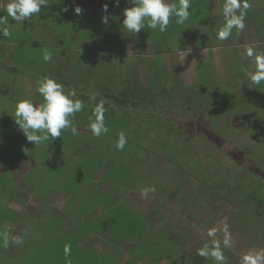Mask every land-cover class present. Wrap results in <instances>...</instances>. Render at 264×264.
Segmentation results:
<instances>
[{
	"label": "rangeland",
	"instance_id": "obj_1",
	"mask_svg": "<svg viewBox=\"0 0 264 264\" xmlns=\"http://www.w3.org/2000/svg\"><path fill=\"white\" fill-rule=\"evenodd\" d=\"M6 2L0 0V16L9 20L11 38H2L0 48L9 46V51L15 52L21 59L16 64L23 66L26 72L29 68L38 71L43 52L36 41L46 36L55 47L62 45L70 48L65 58L66 68L59 74L69 84H74V77L82 72L83 83L103 86L115 94L127 85V81L132 85L130 88L134 87L136 96L144 93L137 89V81L143 87L157 81L165 89L175 87L164 81V72L153 73L147 67L148 61H145L144 69H135V65H138L136 60L139 59L134 58L138 56V46L125 38L119 39L118 36L111 40L105 35L107 38L100 40L108 54L103 50L97 51L96 38H87V34L94 35L96 21L97 25L100 24L98 18L104 14L102 0H49L50 9H42L39 16L24 24L11 21L3 12ZM105 3L111 9V2L105 0ZM76 5L83 8L81 15L74 13ZM66 6L68 12L63 11ZM117 9L120 11V7ZM107 15L109 24L116 22L112 9L111 14L108 10ZM63 20L66 26H71V30L81 36L70 33V28L64 35L52 29L63 24ZM116 29L113 26L111 30ZM72 39H75L73 44ZM262 43L261 48L264 46ZM252 46L256 47V44ZM119 52L131 57L128 67L118 71L114 65L116 59L127 63L125 57H119L122 56ZM241 55L231 60L225 81L214 80L208 87H203L202 83L194 85L188 96L191 104L186 98L176 101L162 94L148 95L124 115L122 112L120 116L113 113L115 121H110L109 132L99 138L87 131L85 121H80V118H85L80 112L74 120L79 129L78 135L65 130L62 137L49 139L39 146L28 142L14 121L17 100L25 97L40 100L36 93L37 80L32 79L35 73L32 77L22 72L18 77L8 75L9 79L12 78L10 86L9 82L3 85L1 75L4 74L0 70V232L7 229L11 235L20 236L23 240L20 245L12 244L4 248L0 239V264H109L107 255L115 251L112 241L124 251L122 258L125 260L117 264H176L175 258L177 262L185 260V256L192 259L190 257L197 254L198 248L205 243L211 244L213 238L206 235L208 229L216 228V239L222 241L225 222L233 236L231 247L224 248L228 264H242L241 258L245 253L264 249V196L250 197L249 201L246 199V209L242 202L245 197L240 195L245 185L256 194L264 192V82L256 85L248 79L246 73L255 71V57L250 58L245 52ZM82 57L96 63H107L100 62L97 70L93 68L95 73L90 74L92 71L86 72L85 67L83 70L78 61L74 63V60ZM159 58L161 67L165 58L169 68L173 66L176 69L178 63L188 66L180 55L169 54L168 57ZM154 59L156 57L151 56L149 62L152 64ZM1 60V66H5ZM127 70L130 71L126 77ZM120 74L122 79L119 78ZM210 76L216 74L210 73ZM108 79L111 82L106 84L105 80L108 82ZM78 82L68 87L81 93V88H77L81 85ZM14 84L15 87H12ZM20 85L25 86L26 93L31 92V95H26ZM8 88L12 91L6 90ZM197 90L201 96L203 93L208 98L211 112L216 116L212 117L215 121L228 116L237 119L230 124L228 137L224 127L226 124L213 125V122L206 120V101L202 103L199 95L197 100L190 99ZM98 96L106 100L101 93ZM95 101L97 98H92L90 104L93 105ZM104 106L108 109L107 105ZM245 107L253 109L257 118H263V121L252 119L245 123L248 113L242 112L239 116L230 114L232 109L245 111ZM235 129L241 130L237 136L233 135ZM120 132L127 137L123 151L116 148ZM247 134L259 137L254 136L251 142ZM246 143L252 151L246 150ZM254 148L258 152H253ZM24 149H27L26 152ZM259 152L262 154L260 162L256 160ZM237 184L241 186V191ZM146 187L154 188L155 192L150 191L147 197L142 196L141 190ZM107 202L109 207L104 206ZM96 206L97 217L103 219L95 222V226H83L85 222L82 217L90 216ZM125 210L134 212L132 217L141 215L146 219L147 223L141 227L142 232L159 231L157 239H152L150 243L157 242L164 246L162 249L165 251L151 247L145 250V246H141V242L145 243L148 239V233H143L140 239L128 241V231L132 230L130 227L133 223L129 227L124 222L123 217H129ZM105 224L106 229L100 232ZM240 225L242 232L246 233L244 238ZM94 228H97L96 232ZM82 229H88L93 238L84 239L85 242L79 247L73 245L78 248L74 250L70 241L76 237L80 239ZM261 231L262 235L259 233ZM169 241L177 246L175 257L169 254L172 250ZM66 245L71 248V255L67 258L64 255ZM89 249L94 250V256L88 254ZM110 260L113 262L116 258L111 256ZM209 264H212L211 261Z\"/></svg>",
	"mask_w": 264,
	"mask_h": 264
},
{
	"label": "clouds",
	"instance_id": "obj_2",
	"mask_svg": "<svg viewBox=\"0 0 264 264\" xmlns=\"http://www.w3.org/2000/svg\"><path fill=\"white\" fill-rule=\"evenodd\" d=\"M115 6L119 7L120 0H114ZM131 7L123 10V27L131 33L138 34L142 29L165 32L168 29L170 20L175 18L179 25L185 24L193 14L192 0H128ZM253 7L251 0H224L223 16L224 23L216 32V38L224 41L233 35L243 32L246 27V17L248 10ZM108 4L105 3L102 9L106 15L102 17V22L107 24L109 16ZM42 9H50L49 0H7L3 6V12L15 23L24 24L25 21H31L34 17L41 14ZM68 12L69 8H63ZM83 8L76 5L74 13L81 15ZM11 38L9 20L0 16V39ZM247 55L254 56V50L251 46L247 47ZM53 60L52 53L47 49L43 52V61L45 63ZM255 71L246 73L248 79L256 85L264 82V53L255 54ZM37 92L42 100H33L30 97L21 98L15 104V124L26 137L28 142H34L39 146L49 139L55 140L62 137V132L70 130L72 135H78L79 129L74 124L76 114L84 111L85 103L77 94L76 89L70 88L61 83L56 77L44 75L37 81ZM94 99V97H93ZM106 108L104 102L96 103L91 109V115L88 117L87 131L91 135L99 138L109 132L105 119ZM127 144V137L123 132L118 134L116 148L123 151ZM27 149H24L26 152ZM155 192L154 188H143L141 195L147 197L149 192ZM223 239H216L217 229H208L206 235L213 238L211 244L205 243L197 249V255L205 260L211 259L215 264H228L224 253V248H229L233 242L232 233L228 224L223 226ZM0 239L3 240V247L7 248L12 244L20 245L23 240L20 236L11 235L4 229L0 232ZM65 257L71 255L70 246L64 248ZM242 264H264V249L258 251H248L241 258Z\"/></svg>",
	"mask_w": 264,
	"mask_h": 264
},
{
	"label": "flooded vegetation",
	"instance_id": "obj_3",
	"mask_svg": "<svg viewBox=\"0 0 264 264\" xmlns=\"http://www.w3.org/2000/svg\"><path fill=\"white\" fill-rule=\"evenodd\" d=\"M106 1L109 3L111 2L112 4L110 8L115 13L116 22L109 24L108 21L107 24H103L102 17L106 15L105 13L98 18L100 19L99 25H97L98 20L96 21V32L93 37H95L97 40V45L99 48L97 51L103 50V43L101 42L100 38H107L105 35H108L111 40L114 37L117 38L119 36V39L125 38L126 41H130L132 45L135 43L138 46V48L135 47L137 50L136 54L139 56H134V58H139L136 60L138 65H135V69H144V63L145 61H148L147 67H149L150 70H153V73L161 71L162 74V72H164L162 75H166L165 78L168 79L169 84L172 83L171 86H175L173 88L171 87V89H174L171 90V99L188 98V95L191 94L192 87L199 84L200 78L212 80V82L214 80H217L218 82L225 81L227 67L229 64H231V60L235 59L236 57H242L241 54L244 52L247 54L248 46H251L254 50V56L252 58L255 57L256 53H264V46L261 48L263 45L262 42H264V0H251L253 7L248 10L245 21V29L239 35H236L235 30H233V35L224 41L218 40L216 38L217 30L224 23V0H192L194 11L185 24L179 25L175 22V18H173L170 20L168 29L165 32H160L158 29H142L138 34L128 32L122 25V21L124 19L123 10L126 7H131L132 5L129 4L128 1L124 2L121 0L122 4L119 5V11V9H117L119 7L115 6L114 0ZM98 2H101V0H98ZM102 2L105 4V0H102ZM176 2H178V0H176ZM111 9H108L110 14ZM60 26L64 28L62 35H64L66 30H69V28L70 33H77L75 30V32L72 31L71 26L69 25L66 26L63 23ZM113 26L117 28L115 31L111 30ZM52 29L54 28L52 27ZM77 34L81 36L79 33ZM91 36V34H87V38H91ZM74 40L75 39L71 40V44L74 43ZM137 40H139L141 43H139ZM253 44H256V47H253ZM238 46L240 47L237 48ZM130 54L133 55L131 52ZM165 54L180 55L182 58H184V60L187 61L188 66H186V64L178 63L176 69L173 66H170L169 68L167 58H165L163 61L164 64L162 63L163 67H161V63H158V60L160 61V58L158 59V57H168V55L166 56ZM119 55H122L119 57L126 58L127 63L124 65L125 67H128V60H130L129 57H131V55H124V53L122 54L121 52H119ZM105 56L113 58L110 55ZM151 56L156 57V59L152 60V64L149 62ZM116 62H118L117 59ZM197 64H199V66ZM129 68L131 69V66H129ZM129 71L130 70L126 71L127 75H129ZM210 73H215L216 76H210ZM188 84H190V86H188ZM149 85L151 86L150 82ZM137 89H139L138 86ZM174 94L177 95L173 96ZM97 210L98 208L96 206L90 213V216L84 218L85 223L83 226H95V222L103 219L101 217H97ZM89 220L90 223H88ZM106 225L107 224L104 226L102 225V230L100 232L106 229ZM241 228L242 227L240 225L239 229L244 238L245 232H242ZM96 230L97 228L93 229L94 232H96ZM87 234L89 237H86L85 239L93 238L90 232ZM112 243L114 245L112 249H115L117 254H115V258L117 260L116 264L118 261L123 262L125 260V258H122V252H124L123 249L120 246H116L115 242L112 241ZM175 256L176 255L174 254V257ZM196 256L197 254H195L193 257H190L192 259H189V257L185 256V260L179 262H177L175 258V262L176 264H186L189 260L196 261Z\"/></svg>",
	"mask_w": 264,
	"mask_h": 264
},
{
	"label": "trees",
	"instance_id": "obj_4",
	"mask_svg": "<svg viewBox=\"0 0 264 264\" xmlns=\"http://www.w3.org/2000/svg\"><path fill=\"white\" fill-rule=\"evenodd\" d=\"M61 8V7H60ZM60 8H58L57 10H59ZM55 11V10H54ZM59 16V15H58ZM59 19H62L61 17H58ZM63 23H64V20H63ZM104 24V23H103ZM53 30H55L57 33H59V35H61L64 31V28H62V27H60V26H56ZM52 30V31H53ZM29 34H27L26 33V36H28ZM29 37V36H28ZM92 37H93V35L91 36V39H92ZM1 40H3V39H0V41ZM42 40V41H41ZM42 42V43H41ZM1 43L3 44V41H1ZM12 44H15V43H12ZM36 45L39 47V48H41V52H44V49H47L48 51H50L51 53H52V56H53V60L51 61V62H48V63H45L44 61H43V59H40L41 61H40V63H39V69H38V71L36 72V71H33V70H31L30 68H29V70H28V72H26L25 71V69L23 70L22 69V67L23 66H21L20 64H16V63H19V61L21 60L20 59V57L19 56H16V53L14 52H10L9 50H11L10 49V47L9 46H2V48H0V57H2L0 60L1 61H3V63L5 62V66H1V64H0V70H1V72H3V74L4 75H1V78H2V81H3V85L4 84H6V83H10V86L12 85V82H11V80H12V78H8V75H10V74H12L13 76H15V77H18V75H20V74H22V73H24L25 75H27L28 77H32L33 76V73H35V75H34V77H32V79H35V80H37L38 81V79L39 78H41V77H43L44 75H49V74H51L52 76H54V77H56L61 83H63L64 85H66V86H70V85H72L71 83L69 84L68 82H65L60 76H59V74H61L62 73V71H63V68H66V65H65V62H66V60H65V58H66V55H67V53H68V51L70 50V48H68V47H63L62 45L60 46V47H55L54 46V44H52V43H50V41L48 40V38L45 36V38H39L37 41H36ZM66 51V52H65ZM5 52H9V54H5ZM65 52V53H64ZM93 52V51H92ZM41 57L43 58V53H42V55H41ZM8 60V61H7ZM76 61H78L79 62V66H81V68L83 69V70H85L84 69V67L86 68V72H88L89 70H91L92 71V73L90 72V74H94L95 73V71L93 70V68H95L96 70H97V68H96V66L97 67H99V63L100 62H104V64H106L107 63V61L105 62V61H99V63H96V61L95 60H93V61H91V60H86V59H84V57H82V59H76V60H74V63L76 62ZM31 63V62H30ZM30 63H28V65H30ZM6 64H8V65H6ZM85 64V65H84ZM103 64V65H104ZM125 62H123V60L122 59H119L118 60V62H115V66L117 67V70L119 71L120 69H124L125 68ZM131 66V65H130ZM28 67V66H27ZM27 67H25V68H27ZM92 68V69H91ZM116 70V71H117ZM25 71V72H24ZM22 72V73H21ZM11 76V75H10ZM125 76L127 77V73L125 72ZM12 77V76H11ZM36 77V78H35ZM81 77H82V72H78L77 74H76V77H74V84H73V86H75V85H77L76 84V82H78L79 84H81V85H79V87H77V88H81V93H83V94H81V93H79V92H77V94H78V96L80 97V99H82L83 101H84V103H85V109H84V111H82L81 113V115H83V117H85L84 119H81L80 118V121H85V123H86V125L88 124V117H89V115H91V109H92V107L96 104V103H98V102H100V101H103L104 102V104L105 105H107L108 106V109H106L107 111L105 112V119H106V123H107V126H108V128H109V125H110V121L111 120H113V121H115V115H116V113H118L119 114V116L121 115V113L120 112H122V115H124L125 113H127V111L129 112L130 111V109L131 108H135L136 106H137V103L140 101L141 102V99H144L145 97H147L148 95H154V94H162V95H164V96H168V97H171L172 98V94H171V90H169V88L168 89H165L164 88V86H162L161 85V83L160 82H158L157 81V83L154 85L153 83H151V86L149 85V86H147V87H143L141 84H140V82L139 81H137L138 83L136 84L138 87H139V91H141V92H143L144 91V93L143 94H146V92L148 91V94H146L145 96H143V97H141L140 96V94L139 95H137L136 96V94H135V89L134 88H130V83L127 81L126 83H127V85L124 87V88H122V89H119V92H116L117 94H115V93H113L112 92V90H108V89H105L103 86L101 87H98L97 85H90L89 86V84H85V83H83L82 81H81ZM119 78H121L122 79V75L120 74L119 75ZM19 79H20V77H19ZM109 81L107 82V80H105L106 81V84H109L110 82H111V79H108ZM160 80V79H159ZM22 81V79H20L19 80V82H21ZM165 82H168V79L167 78H165V80H164ZM245 80H243V82H242V84H244V86H245ZM101 83H103V82H101ZM169 83V82H168ZM167 83V84H168ZM199 83H202V84H204L203 85V87H208V86H210L213 82H212V80H205V79H199ZM21 84V83H20ZM134 85V84H133ZM153 85V86H152ZM199 85V84H198ZM72 86V87H73ZM135 86V85H134ZM136 86V87H137ZM201 87H202V85H200ZM7 87H9L8 85H7ZM12 87H15V84L12 86ZM123 87V86H122ZM20 88H21V90H23V92H25V94L26 95H31L30 93H26L27 91H26V87L25 86H22V85H20ZM247 88V87H246ZM196 89H199V87L197 86V88ZM6 90H9V92H11L12 91V89H6ZM172 90H174V89H172ZM203 90H205L204 88H203ZM146 91V92H145ZM193 91V90H192ZM36 93L38 94V92H37V89H36ZM101 93V95H103L104 97H106V100H103V98L102 97H99L98 95ZM34 93H32V95H33ZM202 94V96L200 95V93H199V90H197V91H195V92H193L192 93V95L193 96H190V98L191 97H193V98H195L196 100L198 99L197 98V96L199 95L200 97V99H201V101H202V103H204V101H206V106H207V115H205V118H206V120L210 123V122H213V125H219V126H221L223 123L224 124H226L224 127H225V131L227 132V137H228V135H229V132H230V129H231V127H230V124L232 123V122H235L237 119H235V117H234V119H233V117H227L226 119L224 118V117H222V119L220 120V121H215L213 118H215L216 116H214L215 115V113L214 112H211V111H213L212 109H210L211 108V104H210V102L208 101V98L207 97H205V96H203V93H201ZM39 95V94H38ZM190 95V94H189ZM188 95V96H189ZM195 95V96H194ZM140 96V97H139ZM97 98V101H95V102H93L94 104L93 105H91L90 103V101L92 100V98ZM231 97V96H230ZM109 98V99H108ZM38 99H40V100H42V98L41 97H39ZM179 99H181V100H183V98H179ZM187 100H188V102H189V99L188 98H186ZM212 99L213 100H216L217 101V99L215 98V97H212ZM107 100H109V101H107ZM175 100V99H174ZM176 101H179V100H177L176 99ZM233 101V100H232ZM142 105H144V102H142L141 103ZM189 104H191V102H189ZM232 104H234V103H232ZM130 105V106H129ZM113 106H115V109H113ZM248 107H249V104H248ZM248 107H245L244 108V110L245 111H240V110H237V109H232L231 110V113L230 114H232L233 116L234 115H236V116H239L240 114L239 113H242V112H244V113H248L247 114V116L245 117V123H246V121L248 122V121H250V120H252V119H256V120H259V121H263L262 119H258L257 118V114H254L253 113V109H249ZM189 109H191V107L189 106ZM188 112H189V110H188ZM113 113L115 114V115H113ZM214 116V117H213ZM255 116V117H254ZM81 117V116H80ZM213 117V118H212ZM213 119V120H212ZM259 121L257 122L258 124H259ZM117 122H119V121H117ZM198 123V122H197ZM157 124H159V123H157ZM228 124V125H227ZM223 127V128H224ZM246 127V126H245ZM240 131L241 130H239V129H235L234 131H233V135H235L236 134V136L240 133ZM248 136H250V138H249V141H251V142H253V139H254V136L257 138V137H259L258 135H254V136H252V135H249V134H247ZM225 136V137H226ZM236 136H235V138L234 139H236ZM223 138V137H222ZM225 139V138H224ZM228 139V138H227ZM233 143V142H232ZM248 143V142H247ZM246 143V144H247ZM245 147H246V150L247 151H252L251 149L249 150L247 147H248V144L247 145H245ZM254 151H257V149H255L254 148V150H253V152ZM239 153H241V154H244L242 151H238ZM258 152V151H257ZM84 153H86V152H84ZM255 155H258L257 153H255ZM254 155V156H255ZM257 158H256V160L257 161H261L260 159H261V157H262V154L259 152V157L258 156H256ZM255 159V158H254ZM237 167H241V166H237ZM246 168V167H245ZM230 183V182H229ZM231 183H234L233 181H231ZM237 183V182H236ZM231 185V184H230ZM240 185H241V182H240ZM237 186H239L238 184L236 185V187ZM246 187H245V189H247V191L245 190V189H243L242 190V188H241V190H240V187L241 186H239V190L241 191V193H240V195H242V197H245V199L242 201L243 202V204H244V208L246 207V209H247V207H248V204H247V201H246V199L249 201L251 198L250 197H261V196H264V192H262V191H260V192H257V194L254 192V191H252L251 190V188L249 187V186H247V185H245ZM226 191H228V190H226ZM229 192V191H228ZM251 202V201H250ZM108 203V202H107ZM107 203H105V205L104 206H108L109 205V203L107 204ZM109 207V206H108ZM107 208V207H106ZM108 209V208H107ZM126 211V213H128L127 215L129 216V217H123L124 218V222L125 223H127L128 225H129V227H130V225H131V223H133L132 225V227H130V229H132L130 232L128 231V241H130L131 239H140L141 238V235H143V233H144V235L146 234V233H148V239L146 240V242L144 243V242H141V246H145V250H146V247L147 248H149V247H151V248H153V249H156V250H162V251H165L164 249H162L163 247L160 245V244H158L157 242H154V243H150V241L152 240V239H157L156 237H157V235L159 234V231H155V232H153L152 230H149V231H144V232H142V230H141V227H143V225L145 224V223H147V221H146V219L143 217V216H141V215H135V216H131V214L133 215V213L134 212H130L129 210H125ZM130 213V214H129ZM128 218V219H127ZM82 220H84V218L82 217ZM253 221V220H252ZM125 223L123 224V222H122V224L123 225H125ZM250 223H252L253 224V226L255 227V228H257V226L253 223V222H250ZM76 225V224H75ZM149 226V225H148ZM75 227V226H74ZM249 229V228H248ZM251 229V228H250ZM88 230V229H87ZM85 231V230H81V235H80V239L79 238H75V239H73L72 241H70V243H72V246L73 245H75V246H80V244L82 243V242H85V238L88 236V232H89V230L88 231ZM252 230V229H251ZM252 231H254V230H252ZM255 232H257V231H255ZM248 233L250 234V231H248ZM260 234L261 233H263L262 231L261 232H259ZM258 233V234H259ZM83 234H85L84 236H83ZM246 234V233H245ZM259 234V235H260ZM259 235H258V237H259ZM262 235V234H261ZM260 235V236H261ZM125 237V236H124ZM123 237V238H124ZM261 238H263V236H261ZM171 243V245L169 246V247H171V251L169 252V254L172 256L173 254H174V251H175V249L177 248V246H175L174 245V242H168V244H170ZM71 245V244H70ZM75 246H73V248H74V250H78V248L77 247H75ZM77 248V249H76ZM115 249H113V251H114ZM93 251L94 250H92V249H89L87 252H88V254H90V255H92V256H94L93 255ZM87 252L85 253L86 254V256H87ZM224 253L226 254V252L224 251ZM116 252L114 251V253L113 254H111V255H107V257L109 258V264H116V260L115 261H111L110 260V257L111 256H113L114 258L116 257ZM226 256V255H225ZM211 261V263L213 264H215V261H213V260H211V259H208V260H205L203 257H200L199 255H197L196 256V261H188L186 264H209V262Z\"/></svg>",
	"mask_w": 264,
	"mask_h": 264
}]
</instances>
